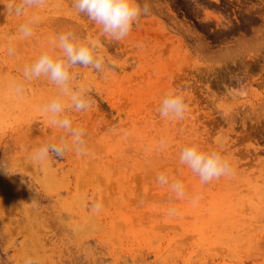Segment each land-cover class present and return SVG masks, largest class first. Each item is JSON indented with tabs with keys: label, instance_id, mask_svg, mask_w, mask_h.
I'll return each instance as SVG.
<instances>
[{
	"label": "rangeland",
	"instance_id": "rangeland-1",
	"mask_svg": "<svg viewBox=\"0 0 264 264\" xmlns=\"http://www.w3.org/2000/svg\"><path fill=\"white\" fill-rule=\"evenodd\" d=\"M73 2L17 15L20 0H0V264H264V0H138L148 11L119 41ZM67 31L105 67L72 69L93 99L65 105L83 153L40 161L66 135L44 111L59 89L24 68ZM171 89L189 104L181 120L158 112ZM192 144L232 173L201 183L179 161Z\"/></svg>",
	"mask_w": 264,
	"mask_h": 264
},
{
	"label": "clouds",
	"instance_id": "clouds-1",
	"mask_svg": "<svg viewBox=\"0 0 264 264\" xmlns=\"http://www.w3.org/2000/svg\"><path fill=\"white\" fill-rule=\"evenodd\" d=\"M45 3L46 0H20L15 11L19 15L25 7L43 6ZM73 7L77 13L86 15L89 20L99 25L103 34L116 41L127 37L142 13L148 11L147 6L142 8L138 0H74ZM33 23L34 19H31L20 26L19 32L23 37L33 34ZM52 43L54 47L42 52L32 64L24 68L26 79L44 76L59 89V94L45 106L44 111L49 115L50 122L63 129L66 135L58 143L45 144L36 149L34 159L40 161L47 160L50 155L63 157L66 151L83 153L84 129L73 127L71 118L65 114V105L70 103L76 111H85L91 107L93 99L87 86L76 83L77 77L72 69L79 66L101 71L105 67L104 57L97 54L95 42L86 43L72 31L59 34ZM12 51L10 48L9 53ZM16 91L20 92L22 89L17 88ZM188 110L189 104L184 91L177 89L166 92L158 108L159 115L170 120L183 119ZM179 161L204 184L232 173L231 164L224 155L217 151H204L197 144L185 146L180 152ZM157 182L167 184L168 178L162 173L157 177ZM171 190L177 197L182 198L185 195L182 182L172 183ZM92 207L93 211L98 212L101 204L95 203ZM175 213V208L169 209L170 216ZM25 264H32V261L27 260Z\"/></svg>",
	"mask_w": 264,
	"mask_h": 264
}]
</instances>
